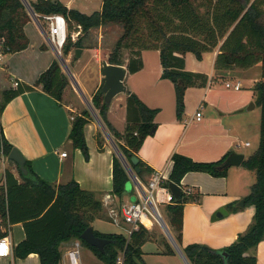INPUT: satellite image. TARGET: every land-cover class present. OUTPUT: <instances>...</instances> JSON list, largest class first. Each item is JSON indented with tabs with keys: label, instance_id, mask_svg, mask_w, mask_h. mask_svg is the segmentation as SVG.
I'll list each match as a JSON object with an SVG mask.
<instances>
[{
	"label": "trees",
	"instance_id": "16d2710c",
	"mask_svg": "<svg viewBox=\"0 0 264 264\" xmlns=\"http://www.w3.org/2000/svg\"><path fill=\"white\" fill-rule=\"evenodd\" d=\"M195 1L198 0H103L101 10L92 13L69 8L60 0H36L30 4L39 15H65L69 29L74 30L75 25H80L83 35L93 27L122 25L123 34L117 40L108 60L110 63L123 65V50H130L127 67L131 73L144 67L143 50H159L163 67L161 76L170 79L174 84L177 116L180 119L185 113L187 88L205 86L209 77L205 73L186 69V53L193 52L201 60L203 53L209 52L223 39L215 59L216 70L247 68L261 63V77L253 88L255 101L261 107L259 146L243 162L256 178L251 191L244 198L246 206L255 207L253 220L247 230L222 249L201 243L183 246L184 206L192 199V195L182 190L178 198L166 205L169 215L167 223L190 264H257V255L248 254V251L255 249L264 239V0H246L245 3L240 0H217L213 12L211 8L214 0H206L202 3L208 8V14L199 12ZM169 10L181 22L170 31L167 27L175 24V21L173 17L170 18L171 24L166 23L170 17ZM30 19L22 0H0V40L3 41L1 52L21 51L28 46L29 37L24 26ZM142 21H145V27ZM146 30L148 36L145 37ZM148 38H155L158 42L150 43ZM73 46L81 47V38L74 42L68 31L67 42L62 48L63 57L69 54ZM37 87H41L57 101L63 102L66 91L71 88V82L60 61L54 60L34 84H19L6 91L0 110L3 111L15 96ZM92 104L114 135L119 149L135 169L131 158L139 153L147 136L153 133L152 129L157 125L154 118L160 108L149 107L137 94L129 92L127 126L124 132H119L108 119L109 103L105 102L102 85L93 95ZM90 117L88 110L75 116L69 134L74 147L81 149L86 159H89L90 154L85 127ZM96 138L102 147L101 134L98 133ZM13 148L14 145L5 137L0 126V149L9 155ZM228 155L229 153L217 161H196L175 152L171 156L173 168L169 181L181 185L183 177L189 171L225 176L228 168L220 166ZM138 165L141 169L137 175L144 181V174L152 172V168L142 159ZM25 166L28 169L26 174L18 165L21 179L11 169L5 168L4 177L0 180V238L8 236L11 225L17 222L23 223L26 232V238L13 246L15 258H25L31 253H37L41 264H62L61 244L79 239L105 264H119L117 258L121 252L124 257L123 264H150L142 257V247L152 237L148 228L142 225L130 236L123 232L102 233L94 228L97 236L111 240L102 252L81 238L84 230L99 218V212L103 210V203L96 197V193L83 189L76 180L54 186L36 174L27 159ZM128 181V171L121 159L115 156L113 193L122 197ZM164 184L167 185V182ZM232 209L236 211L241 207L234 206ZM166 247L167 252H174L168 242Z\"/></svg>",
	"mask_w": 264,
	"mask_h": 264
},
{
	"label": "crops",
	"instance_id": "0c3cea01",
	"mask_svg": "<svg viewBox=\"0 0 264 264\" xmlns=\"http://www.w3.org/2000/svg\"><path fill=\"white\" fill-rule=\"evenodd\" d=\"M34 1L36 0L29 2ZM60 1L69 8H74L76 2V0ZM24 2L31 16L24 26L29 37V44L21 51L10 53L0 51V105L4 93L17 87L14 81H19L21 85L34 84L54 60L60 61V57L63 56L62 50L50 41L47 25L41 15L35 12L36 15L33 17L31 4L27 0ZM102 4L103 0L95 11L101 10ZM79 10L84 9L79 7ZM93 29L94 27L90 31ZM81 30L80 25H75L71 37L74 42L81 38L82 46H73L69 54L63 58L77 80L82 94L69 77L71 88L66 91L63 102L57 101L41 87H37L35 90L25 91L15 96L6 104L3 111L0 110V126L5 137L24 154L41 178L54 186L76 180L83 189L96 193V197L103 203V210L109 216L108 208L103 202L105 194L112 195L113 206L117 209L122 204L132 202L131 198L137 200L141 189L139 183L142 187L147 186L154 171H163L166 176H170L173 168L171 156L175 152L187 155L196 161H217L228 153L239 152L242 146H251V142L243 138V133L249 129L260 131L261 107L255 101L253 88L261 77V63L247 68L234 67L230 70H216L214 68L215 53L205 52L200 60L194 53L193 57L192 52H188L184 56L186 69L205 73L209 77L205 86L187 88L185 113L181 119L177 116L176 93L173 97V94L167 93L164 88L155 91L148 90L146 95H140L133 87L126 86V92L118 93L109 103L108 119L119 132H124L127 126L129 92L137 94L149 107L160 108L154 118L157 124L156 129L147 136L137 154L152 168V172L144 174V181L138 175L137 180H134L128 172L129 181L125 191L122 197L117 196L112 191L113 163L114 157L118 156L119 146L99 112L98 115L94 113L91 103L93 95L101 87L102 62L104 60L109 62V55L105 53V58L102 60L100 57L102 48L96 46V43V45L88 43ZM89 46L95 48L94 56L98 64L90 73L95 79V88L87 97L85 92L87 93L88 90L87 77L89 74H85L89 71L90 62L85 60L84 55ZM77 48L82 49L80 56H76ZM190 57L196 58L193 62L195 68L189 65ZM207 59L210 61L209 70L204 69ZM124 60L123 65L127 67L128 57ZM142 69L137 72H141ZM130 73L128 69L124 83ZM246 75L250 76L251 94L241 92V88L234 89L235 95H231L218 83L220 80L233 78H235L234 82H241V77ZM161 78L160 75V83L163 81ZM173 88L175 91L174 85ZM72 90L75 93L74 96H72ZM193 96L197 97L193 103L194 109L187 113L192 106L190 98ZM68 97L71 99H66ZM252 101L255 102V107L248 109ZM76 102L81 103L80 108L82 109V104H87L91 111H89L90 114H93L95 118L93 120L90 117L85 127L89 159L85 158L81 149L74 147L73 141L69 138L73 119L81 114L79 105L76 108L73 106ZM197 110L202 112L199 120L195 116ZM99 132L102 133V147L96 138ZM120 142L124 143L123 140ZM247 142H250V145H246ZM64 151L67 152L66 156L62 155ZM242 165L243 163L228 167L225 176H214L202 171H189L185 174L181 187L182 190L191 191L192 199L184 206L183 246L190 243H201L215 249H222L234 242L240 233L247 230L253 220L255 207L245 205L236 211L232 209L234 206L239 207L237 203L249 194L256 180L254 173L249 169L243 170ZM13 172L21 179L16 170ZM3 177L4 173L0 180ZM221 208H225L228 213L219 215ZM8 236L13 246L23 241L26 238L23 223L17 222L11 225ZM65 243L68 242H63L61 249ZM164 251L167 252L166 249L161 248L160 252ZM145 252L143 250L142 257L147 262ZM248 254H256L257 264H264V239L255 249H250ZM0 264H41V262L37 253H31L25 258H15L12 251L10 256L0 257Z\"/></svg>",
	"mask_w": 264,
	"mask_h": 264
},
{
	"label": "rangeland",
	"instance_id": "374dc122",
	"mask_svg": "<svg viewBox=\"0 0 264 264\" xmlns=\"http://www.w3.org/2000/svg\"><path fill=\"white\" fill-rule=\"evenodd\" d=\"M23 3L25 4L24 0H22ZM28 2L30 0H27ZM102 0H76V2L74 3V8L79 9L82 8L84 10V12L87 13H92L93 11H95L96 9H98L100 7V2ZM216 1L214 0L213 2V7L211 8L212 12L214 11V7L216 6ZM91 2V4H90ZM202 2H206V0H198L195 1L194 4L196 6H198L199 12H201L202 14H208L207 11L208 8L205 6V4H203ZM30 4V2H29ZM87 6V7H86ZM28 9V8H27ZM171 10H169V14L170 17L169 19L166 21V23H170V18L174 17V21L175 24H171V26L167 27L169 28L168 31L170 30H174L176 25H179L181 22L176 19V17L174 15H171L172 13H170ZM161 12V11H160ZM142 25L143 27H145V21H142ZM167 26V25H166ZM74 30L69 29V32L72 33ZM123 26L119 25V24H110L107 26H99V27H94L93 31H89L88 33L90 34H85L84 36L86 37V41L88 43H90L91 45L94 44L101 49V53H100V57L102 60H104L105 58V53H107L108 55H110L111 51L113 50V48L115 47V44L117 42V40L120 38V36L123 34ZM146 32V36H148V31H144ZM73 39V37H72ZM223 39H221L218 43V45L216 47H214L213 49H211L209 52L206 53H215L216 56L219 53V49L220 46L222 44ZM148 42L150 43H156L158 42L155 38L154 39H149L148 38ZM96 43V44H95ZM130 50L128 49H124L123 50V57L124 59L126 57H128L130 55ZM95 48L93 46H89L86 48V52L84 55L85 60H88L90 63L88 64V72H86L85 75H88V85H87V93L85 92V95L87 97L90 96L91 92L93 91V89L95 88V79L93 77H91V72L92 69H94L96 67V65L98 64V61L96 60L95 56ZM195 54V53H194ZM192 56L193 52H192ZM143 61H144V68L142 69L141 72H135V73H130L127 78H126V86L129 87H133L140 95H146L148 90H152L155 91L156 89L161 90V88H164V90L167 93H172L173 97L175 95V91L173 88V82L170 79H163L161 78L163 81H161L160 83V75L162 74V64H161V58H160V53L158 50L156 49H148V50H144L143 54ZM208 58V57H207ZM216 59V58H215ZM196 61L195 59H192L190 57L189 60V65L193 68H195V64H193V62ZM63 68V67H62ZM90 68V69H89ZM204 69L209 70L210 69V61L207 59L206 60V65L204 66ZM64 72L65 69L63 68ZM69 77V72H65ZM235 78L233 79H225V80H220L218 83L221 84L225 90H227L231 95H235V92L233 91V88H228L226 86V82H234ZM145 81V82H144ZM217 82V81H216ZM241 82H242V91L241 92H246L248 94H251L250 90L251 88H249V84H250V76L246 75L241 77ZM217 84V83H216ZM165 92V93H166ZM75 93L72 90V96H74ZM71 99V97H68L66 99ZM65 99V98H64ZM75 99V97H74ZM191 99V108L190 110L187 111V113L192 112L194 107H193V103H195L197 97L193 96ZM91 103H92V99H91ZM79 105V107H78ZM73 106L76 108H80L81 107V103H73ZM83 109L80 108V112L83 113V111H90L89 107L87 104L83 103L82 104ZM93 106V105H92ZM91 106V107H92ZM94 113H96L98 115V111L97 109L93 106L92 107ZM91 112V111H90ZM93 113V112H92ZM92 119L95 120L94 115H91ZM101 135L102 133L99 132ZM243 138L245 140H249L251 142V146H242L241 149L239 150V153H243L246 155V157L248 158L249 155H251L252 153H254V151L258 148L259 146V140H260V131H252V129H249L248 131H245V133H243ZM6 155V154H5ZM5 160V161H4ZM244 168L243 170H248V168L243 164L242 165ZM9 168L13 171L16 170V173L19 174V168L18 165L13 161L10 160L8 158V155L4 157L0 156V178L2 177L3 173H4V169ZM131 169H134L131 166ZM130 198V196H129ZM128 198V199H129ZM132 201H135L134 198H131ZM167 204H161L160 205V211H161V217L163 218V220H165V222L167 223L169 221V215H168V211H167ZM99 218H96L94 220V222L92 223V226L98 230L99 232H123L124 234H128L127 233V228H130V226L126 223H124L121 220V225L116 224L115 222L112 221V219L107 216V213L105 210H102L101 212H99ZM110 219V220H109ZM168 225V223H167ZM169 226V225H168ZM170 229V227H169ZM152 232V237L151 240H148L147 242H145V246L143 247V250L145 252V259L148 263H154V264H188L186 262V260L183 258L182 254L179 252L178 247L181 248L178 243L177 245H174L171 241V239L167 236V234L165 233L162 225L158 222L155 221L154 225L149 229ZM171 231V230H170ZM172 233V232H171ZM173 235V234H172ZM174 237V236H173ZM76 241V239H72L70 241H68V243L63 244L62 246V260L61 263L62 264H68V259L65 258L66 255V251L68 248H71L73 246V242ZM176 241V240H175ZM169 243L172 248L175 250V252H160L161 248L166 249V243ZM82 246H81V254H80V258H81V264H105V262L100 259L91 248H89L85 243L81 242ZM123 255V253H119V256Z\"/></svg>",
	"mask_w": 264,
	"mask_h": 264
},
{
	"label": "built area",
	"instance_id": "2783aa9c",
	"mask_svg": "<svg viewBox=\"0 0 264 264\" xmlns=\"http://www.w3.org/2000/svg\"><path fill=\"white\" fill-rule=\"evenodd\" d=\"M41 18L47 25L48 36L50 41L59 50H62L68 38V20L67 17L61 13H49L41 15ZM3 45V41L0 40V48ZM15 85L20 84L19 81H14ZM228 88L239 90L242 88L240 81L226 82ZM196 119H201L202 112L197 110L195 112ZM246 145H250L247 142ZM63 156L67 155V152H62ZM0 156L5 158L3 149H0ZM5 161V160H4ZM167 182V185L164 183ZM186 192H191L189 189ZM175 200V196L171 192L169 187V177L165 175L163 171H154L147 186L140 190L138 199L129 203L122 204L119 209L113 206V198L110 194H105L103 198L104 204L108 208L109 216L113 222L121 225V220L128 224L130 228H127V233L130 234L139 229L142 225L146 228H151L155 221L159 223L163 219L161 217L160 205L169 204ZM150 221L151 224H148ZM161 224V223H160ZM81 240L76 239L73 242V246L66 251L65 258L68 259V264H81L80 252H81ZM13 245L9 236L0 238V257H7L12 254ZM123 255L117 258L119 264H123Z\"/></svg>",
	"mask_w": 264,
	"mask_h": 264
},
{
	"label": "water",
	"instance_id": "95a60500",
	"mask_svg": "<svg viewBox=\"0 0 264 264\" xmlns=\"http://www.w3.org/2000/svg\"><path fill=\"white\" fill-rule=\"evenodd\" d=\"M54 1H58V0H54ZM243 3L246 2V0H240ZM31 14L33 15V17H35V11L31 8ZM82 52L81 48H77L75 50L76 56H80ZM60 61H61V65L63 66V68L65 69V71L69 72L70 77L72 78L74 84L76 85V88L78 89V91L82 94L81 88L79 87V84L77 82V80L73 77V74L71 73L67 63L65 62V59L63 58V56L60 57ZM128 68L125 65H121V64H114V63H110L107 62L106 60H104L102 62V67H101V72H102V81H101V85H102V90L105 93V102L106 103H110L112 98L117 95L120 92H126L127 87L124 83L126 74H127ZM255 107V102L252 101L250 102L249 106L247 107L248 109L254 108ZM156 129V127L154 126L152 129V132H154ZM106 132V130H105ZM118 156L120 157L123 165L125 166V168L127 169V171L129 172L130 176L134 179L137 180V172L140 171V166L138 165L139 163V157L137 155L132 156L131 158V162L133 165H135V169H131V164L129 163V161L127 160V158L125 157V155L121 152L120 149L117 150ZM8 158L10 160H13L16 164L19 165V167L24 171V173H28V169L25 166L26 163V158L24 156V154L16 147H14L11 152L8 155ZM245 160V154L243 153H239V152H231L227 158L224 160V162L222 163V165L220 166V168H228L230 166H234V165H241ZM169 187L171 189V192L173 193V195L175 196V198H178L181 194L182 191V187L180 184L174 182V181H169ZM139 188H141L140 190H143L142 185L139 183ZM237 205L239 207H244L245 206V199H241ZM227 214L228 211L225 208H221L219 215L222 214ZM161 225L165 231V233L167 234V236L171 239L172 243L174 245H177V242L175 241V238L173 237L169 226L167 225V223L165 222V220H161ZM81 238L83 240H85L87 243H89L92 246H95L97 248H99L102 252H104L105 250V246L110 243V239L108 238H104L101 236H97L95 234L94 231V227L92 225L88 226L84 232L81 235ZM179 252L182 254L183 258L186 260V262L188 264L189 261L186 258L183 250L181 248L178 247Z\"/></svg>",
	"mask_w": 264,
	"mask_h": 264
},
{
	"label": "bare ground",
	"instance_id": "6f19581e",
	"mask_svg": "<svg viewBox=\"0 0 264 264\" xmlns=\"http://www.w3.org/2000/svg\"><path fill=\"white\" fill-rule=\"evenodd\" d=\"M147 222H148V224H151L150 221H147Z\"/></svg>",
	"mask_w": 264,
	"mask_h": 264
}]
</instances>
